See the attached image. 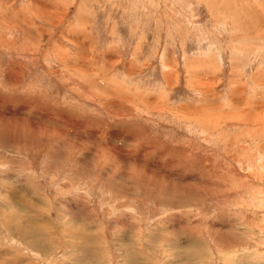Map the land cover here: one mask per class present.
<instances>
[{
  "label": "rangeland",
  "instance_id": "obj_1",
  "mask_svg": "<svg viewBox=\"0 0 264 264\" xmlns=\"http://www.w3.org/2000/svg\"><path fill=\"white\" fill-rule=\"evenodd\" d=\"M0 264H264V0H0Z\"/></svg>",
  "mask_w": 264,
  "mask_h": 264
}]
</instances>
